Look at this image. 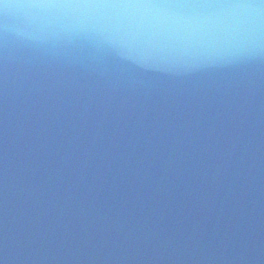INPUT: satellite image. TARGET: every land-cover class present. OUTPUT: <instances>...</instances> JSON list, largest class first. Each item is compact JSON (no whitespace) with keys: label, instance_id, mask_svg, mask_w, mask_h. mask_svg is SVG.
Masks as SVG:
<instances>
[{"label":"water","instance_id":"1","mask_svg":"<svg viewBox=\"0 0 264 264\" xmlns=\"http://www.w3.org/2000/svg\"><path fill=\"white\" fill-rule=\"evenodd\" d=\"M113 11L125 19L100 23L124 37L126 43L118 49L78 41L41 51L10 41L5 51L0 39V264H79L66 256L65 243L71 225L89 219L105 229L114 225L127 239L131 264H232V242L218 221L224 216L209 222L215 236L208 237L219 243L209 253L191 239L189 245L175 238L171 230L184 223L186 207L208 211L211 195L217 197L223 189L236 199L245 180L264 188V165L242 168V163L254 165L245 155L235 168L231 155L211 147L213 140L207 138L208 146L195 145L199 129L185 135L201 126L189 109L198 104L193 110H203L205 87L210 89L215 80L233 96L235 124L253 125L256 141L241 149L264 147V15L197 8L141 19L161 10H108ZM132 16L137 19L127 20ZM60 22L53 20V28ZM9 23L15 26L16 18ZM95 52L107 56L100 69ZM192 70L201 71L204 81L193 82ZM175 77L185 84L181 92ZM152 78L150 89L145 88ZM152 87H160L165 102L156 103ZM175 99L177 106L171 108ZM216 102L212 100L214 114ZM158 115L171 121L172 132L163 145L137 136L144 129L149 134L146 125ZM185 140L194 147L176 155L163 171L136 148L142 145L164 161ZM252 223L251 218L240 223L241 236H248L247 246L257 254L263 241ZM208 224L198 233L212 226ZM137 231L154 236L147 234L157 248L148 260L142 258L148 244ZM112 252L113 264H119L114 261L123 252Z\"/></svg>","mask_w":264,"mask_h":264},{"label":"clouds","instance_id":"2","mask_svg":"<svg viewBox=\"0 0 264 264\" xmlns=\"http://www.w3.org/2000/svg\"><path fill=\"white\" fill-rule=\"evenodd\" d=\"M10 17L16 18L15 26L9 23ZM53 20L61 22L53 28ZM100 20L85 7L36 8L0 0V39L5 51L10 41L41 51H47L57 43L76 45L78 41L113 49L122 47L126 43L124 37L102 26Z\"/></svg>","mask_w":264,"mask_h":264},{"label":"snow or ice","instance_id":"3","mask_svg":"<svg viewBox=\"0 0 264 264\" xmlns=\"http://www.w3.org/2000/svg\"><path fill=\"white\" fill-rule=\"evenodd\" d=\"M14 4L27 7H62L77 6L85 7L103 20H124L125 18L119 12L108 10L117 9H158L161 10L154 14H149L147 18H159L161 16H171L168 10L173 9H197V8H215L226 10H246L249 17L264 15V0H16ZM132 16L131 19L136 20Z\"/></svg>","mask_w":264,"mask_h":264}]
</instances>
